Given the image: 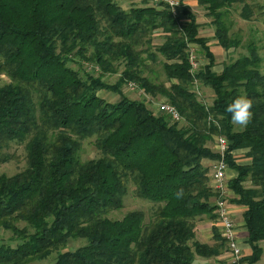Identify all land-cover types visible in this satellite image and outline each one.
I'll list each match as a JSON object with an SVG mask.
<instances>
[{"label": "trees", "instance_id": "16d2710c", "mask_svg": "<svg viewBox=\"0 0 264 264\" xmlns=\"http://www.w3.org/2000/svg\"><path fill=\"white\" fill-rule=\"evenodd\" d=\"M124 9L116 0H0V163L11 158L12 142L26 149L27 167L0 175V226L24 239L0 248V264H29L59 252L55 264H194L196 255H216L214 246L195 239L197 219H217L211 169L217 137L228 140L226 161L238 171L229 180L244 213L256 264L264 257V72L254 42L247 53L213 71L216 58L200 24L187 8L190 21L179 28L168 5ZM215 26V37L227 51L242 38L231 33L232 9L240 5L243 20L264 15L256 0H198ZM166 81L144 74L148 58L157 60L153 35ZM202 46L209 62L191 71L190 44ZM145 53L147 57L144 58ZM93 63L99 76H82L72 63ZM124 69L115 86L107 73ZM134 82L154 98L163 96L181 113L175 121L154 112L146 100L123 95L121 86ZM201 83L213 89L207 103L197 92ZM102 89L115 90L118 101L105 99ZM239 95L253 99V117L236 129L225 109ZM209 114L218 121L209 120ZM94 138L101 152L83 159V141ZM245 149L249 164L234 152ZM250 179L247 187L244 181ZM129 184L139 197L154 203L144 210L112 218L124 207ZM183 188V199L174 193ZM26 223L20 228L18 223ZM32 227V231L30 233ZM71 239L84 243L65 249Z\"/></svg>", "mask_w": 264, "mask_h": 264}, {"label": "rangeland", "instance_id": "374dc122", "mask_svg": "<svg viewBox=\"0 0 264 264\" xmlns=\"http://www.w3.org/2000/svg\"><path fill=\"white\" fill-rule=\"evenodd\" d=\"M124 9L129 10V8L133 6H141L143 5L142 0H116ZM258 3L264 5V0H256ZM152 3V2H151ZM153 4V3H152ZM204 10V8H203ZM241 6H235L230 15V19L228 21L231 23V33H238L242 38V46L238 49H231L229 51L225 50L224 48L221 49L218 53V62L219 64L227 63L231 60H234L241 55L247 53V45L249 42H254L258 45L260 53L263 58L262 63V70L264 72V15L261 17H253L251 20H243L240 16ZM205 14H202L201 18L207 15V11L204 10ZM208 16V15H207ZM209 17V16H208ZM209 19H211L209 17ZM215 26H213V29ZM165 39V35L162 31H156L153 35V48L152 50L155 51L157 54V60H152L147 57V53H145L144 58L147 57L145 60L147 62L148 68L146 67L144 74L150 77L154 81H166V74L163 68V59L164 57L157 52L156 47L161 44ZM200 59L202 64L207 62L205 55L201 52ZM72 65L78 69L82 76H86V74H92L94 76H99L101 70L98 67H95L93 63H89L87 61H81L80 58L76 59V62L72 63ZM124 69V65H120V68L115 73H107L103 76V81L111 86H115L119 82V78L122 74ZM10 82L9 78L6 75L0 77V83L5 84ZM132 84V86H131ZM125 83L121 86V93L125 96H128L132 99L138 100H146L148 105L151 106L152 104H159L161 102L167 101V99L163 96H158L157 98L152 97L151 95L147 94L142 88H140L134 82ZM199 95L200 97L203 96V99L207 103H212L215 94L212 88L204 86L203 84L199 83ZM99 94L104 96L105 99H109L111 101H118L121 99V95L119 92L115 90H107L102 89L99 91ZM168 102V101H167ZM241 126H236V129H241ZM94 138L86 139L83 141L82 148L80 149V156L83 159H94L101 156V152L96 148L95 144H93ZM11 158H9L5 162L0 163V175H14L25 169L27 167V160H26V149L23 144L18 142H12L11 147L6 152ZM243 156V155H241ZM228 178V177H227ZM229 186V180L227 182ZM218 194L215 199V203L219 197H224L225 199L230 202L231 199V189L228 187V195L225 193L220 192L216 188H214ZM154 203L151 200L143 199L139 197L136 192V187L134 184H129L127 193L124 197V207L120 210L114 211L111 215L112 218H121L127 212L133 210H144L148 215L152 213ZM216 207V205H215ZM217 208V207H216ZM215 214L218 216V213ZM26 223L19 222L18 225L20 228L26 227ZM32 231V227L30 233ZM24 239L19 238L15 235L11 230L5 229L4 227L0 226V248L2 246H18ZM84 243L82 239H71L65 249L74 250L80 245ZM60 252V251H59ZM59 252H55L53 255L42 259L36 260L29 264H55L56 258Z\"/></svg>", "mask_w": 264, "mask_h": 264}, {"label": "crops", "instance_id": "0c3cea01", "mask_svg": "<svg viewBox=\"0 0 264 264\" xmlns=\"http://www.w3.org/2000/svg\"><path fill=\"white\" fill-rule=\"evenodd\" d=\"M179 1L183 6V13H182L183 20L185 22L190 21L189 16L184 11V8H187L192 14L195 15L197 22L200 24V28L198 31L199 36L208 39V44L210 45L211 50L215 54V58H216L215 65L213 66V71L217 73L222 72L225 63L219 64L218 53L221 49H223V47L218 43L217 38L215 37L216 29H213L214 25L211 23V19H209L207 15L201 18L202 14H205L204 13L205 9L203 10V7L199 4L198 0H179ZM151 2L154 3V1H150V4H152ZM191 47L195 51L200 65L208 64L209 60L205 55L202 46L198 43H191ZM201 52L205 55L207 59V62L203 64L200 59ZM150 108L156 113L159 112L158 104H152ZM213 148L217 151L218 150L217 144H215ZM245 151H246L245 149H240L234 152L236 160L239 164H249L251 162V159L246 155ZM203 162L211 169L214 160L204 159ZM238 174H239L238 171L234 168H231V166L227 170L228 180L236 178ZM210 183L212 185V181ZM243 184L247 187H250L252 185V182L250 179H247L246 181L243 182ZM234 197H235V193L232 190L231 199ZM229 205L231 211L233 212V217L237 228V232L235 234L238 237L240 246L242 247L245 257L248 258V256L252 254L253 250L251 244L249 243V230L247 228L246 221L244 218V213L247 210V207L242 204L233 203V202H229ZM196 222L197 225H196L195 239L200 243L207 244L209 246H214L216 244H219L221 241L217 240L216 238L217 232L221 234L222 238L224 239L222 225L218 220V218L212 219L207 215H203L199 217ZM193 263L194 264H231V256L225 243L224 245H222V247H220V251L218 254L216 255L213 254L208 256L196 255L195 261ZM256 264H264V257L261 258Z\"/></svg>", "mask_w": 264, "mask_h": 264}, {"label": "built area", "instance_id": "2783aa9c", "mask_svg": "<svg viewBox=\"0 0 264 264\" xmlns=\"http://www.w3.org/2000/svg\"><path fill=\"white\" fill-rule=\"evenodd\" d=\"M157 6L168 5L173 14L174 18L177 20L179 24V28H181L182 24L185 22L183 20V6L179 0H153ZM190 46V62H191V71L196 73L200 68V63L198 61V57ZM132 82H130L131 84ZM199 83H197L198 85ZM132 86V84H131ZM198 93H200L199 89H196ZM159 111L164 112L170 116L172 120L180 121L182 120V115L179 110L171 103L165 101L158 104ZM228 140L224 136L217 137V146L218 151L220 152V157L212 163L211 166V181L212 186L219 190L222 193L228 195V178H227V170L229 168L226 161V151L228 148ZM230 189V188H229ZM216 212L218 213V220L222 225L223 237L230 252L231 256V264H248L246 260H244L245 255L240 246L237 232L235 220L233 217V212L231 211L229 202L224 197H219L216 202Z\"/></svg>", "mask_w": 264, "mask_h": 264}, {"label": "clouds", "instance_id": "9594fccd", "mask_svg": "<svg viewBox=\"0 0 264 264\" xmlns=\"http://www.w3.org/2000/svg\"><path fill=\"white\" fill-rule=\"evenodd\" d=\"M254 101L246 95H239L233 99L231 103H229L225 109V111L230 114L231 123L233 125L245 127L250 123L253 117V109ZM209 120L213 123H217L218 121L214 119L212 114H209ZM176 199H183L185 192L183 188L177 189L174 193Z\"/></svg>", "mask_w": 264, "mask_h": 264}]
</instances>
